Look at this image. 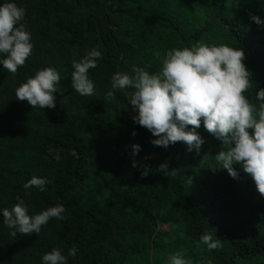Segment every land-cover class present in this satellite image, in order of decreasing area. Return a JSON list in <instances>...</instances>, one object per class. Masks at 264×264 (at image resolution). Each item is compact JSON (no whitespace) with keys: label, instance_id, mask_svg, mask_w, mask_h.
Listing matches in <instances>:
<instances>
[{"label":"trees","instance_id":"1","mask_svg":"<svg viewBox=\"0 0 264 264\" xmlns=\"http://www.w3.org/2000/svg\"><path fill=\"white\" fill-rule=\"evenodd\" d=\"M6 2L26 10L21 23L33 47L15 75L0 64V210L11 209L19 197L29 215L58 204L65 212L39 234L12 236L0 211V264H43L42 256L54 248L67 264H170L177 251L192 264H264V197L251 176L239 164L237 179L216 167L221 142L203 121L197 129L205 140L199 154L188 152L183 142L154 146L157 137L133 121L137 113L127 96L132 90L111 88L114 73L134 76V68L147 65L150 73L158 72L168 50L203 41L245 51L251 87L244 94L258 106L264 26L250 14L264 20V0H0V5ZM92 48L102 53L88 72L94 95L81 96L71 87L72 61ZM45 67L61 77L56 107L18 101L16 88ZM109 90L112 98L106 97ZM135 144L141 150L133 155ZM162 164L168 167L161 170ZM33 176L47 180L44 191L23 188ZM211 229L221 247H197ZM73 246L75 257L68 255Z\"/></svg>","mask_w":264,"mask_h":264},{"label":"clouds","instance_id":"2","mask_svg":"<svg viewBox=\"0 0 264 264\" xmlns=\"http://www.w3.org/2000/svg\"><path fill=\"white\" fill-rule=\"evenodd\" d=\"M25 14L26 10L16 3L0 5V53L6 57L0 60V64L14 75L25 64L33 47L31 33L21 23ZM250 19L264 26V20L258 15L250 14ZM155 55L160 56L158 52ZM101 57L102 53L92 48L79 61L73 59L71 87L81 96L94 95V84L88 72L97 67V60ZM245 59L242 48L226 44L209 45L200 41L191 47L168 50L158 72L150 73L146 68L151 65H147L134 68V76L125 72L114 73L111 88L132 90L127 96L128 103L137 113L133 121L157 137L151 141L154 146L167 148L183 142L188 152L199 154L205 140L197 129L203 121L204 128L221 142V149L214 157L216 167L227 170L232 178L237 179L239 173L233 165H241L243 171L251 176L258 193L264 197V89L256 93V100L260 101L258 106L245 96L244 93L251 87ZM60 79L54 67L39 69L16 88V99L27 101L33 108L54 109L55 93L63 92L58 87ZM113 96L112 90L106 93L107 98ZM249 129L253 132L250 133ZM133 135L136 133L133 132ZM132 148L133 155L141 150L139 144ZM71 155L76 156V151L72 150ZM56 158L59 159V153ZM132 166H137L135 160ZM167 167V164L160 165L161 170ZM142 175H148L147 168ZM46 184V179L33 176L23 184V188L35 187L42 192ZM26 195H31V192ZM17 199L19 202L11 209L0 210L4 225L14 229L10 233L12 236L17 232L25 236L39 234L50 219H64L62 214L65 208L62 204L29 215L23 199ZM213 233L214 230L204 232L196 246L206 245L209 251L221 247V241L214 239ZM76 252L73 246L68 250V255L75 257ZM42 261L43 264H67L62 250L56 248L45 253ZM170 264H192V260L185 258L182 251H177L170 257Z\"/></svg>","mask_w":264,"mask_h":264},{"label":"rangeland","instance_id":"3","mask_svg":"<svg viewBox=\"0 0 264 264\" xmlns=\"http://www.w3.org/2000/svg\"><path fill=\"white\" fill-rule=\"evenodd\" d=\"M235 5H236L237 7H239V8H243V7H244V4H242V3H235ZM213 9H216V6H213ZM216 12H219V13H221V12H225V8L220 7L219 9H216ZM237 166H238V164H234V165H233L234 168H236ZM253 184L255 185L254 182H253ZM255 186H256V185H255ZM165 229H167V228H165Z\"/></svg>","mask_w":264,"mask_h":264}]
</instances>
